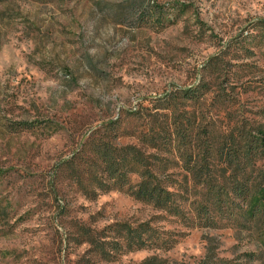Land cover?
I'll use <instances>...</instances> for the list:
<instances>
[{
	"label": "rangeland",
	"instance_id": "374dc122",
	"mask_svg": "<svg viewBox=\"0 0 264 264\" xmlns=\"http://www.w3.org/2000/svg\"><path fill=\"white\" fill-rule=\"evenodd\" d=\"M131 156L173 185L171 209L130 195ZM252 188L264 0H0V264H264Z\"/></svg>",
	"mask_w": 264,
	"mask_h": 264
},
{
	"label": "trees",
	"instance_id": "16d2710c",
	"mask_svg": "<svg viewBox=\"0 0 264 264\" xmlns=\"http://www.w3.org/2000/svg\"><path fill=\"white\" fill-rule=\"evenodd\" d=\"M178 139L179 137H177V134L174 132L169 133L166 136L168 145H171L172 148L173 145L175 146V148H173V154L171 155L178 159L181 163L182 169L192 176L194 182L198 184H207L208 180L206 174L203 173V168L201 165L197 164L195 156H192V147L190 146V143L185 139ZM165 151L167 152L169 150ZM108 157V153H105L102 156L105 162H110V176L112 179L116 180V185H120L123 188L126 184L117 183L121 181V176H117L119 169L115 168V166L118 164H113L115 160L112 159L111 151L110 160ZM130 161L133 165L132 168L134 166L141 167L143 164L142 167L145 168V172L142 173L143 177H145V183H142V185L139 186V189H134L133 186H129V189L131 190L129 191L130 195L136 200L153 205L157 209H171L174 203V198L177 196V193L174 190H171L173 185L165 184L166 186H163V184H160L161 182L156 181L151 170L145 165L144 159L141 160L135 156H131ZM171 161H173L172 157H170L167 162ZM172 163L176 164L174 161ZM246 213L251 217V220L253 219V223L260 219H264V190L252 188V190L248 192Z\"/></svg>",
	"mask_w": 264,
	"mask_h": 264
}]
</instances>
